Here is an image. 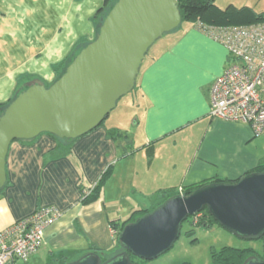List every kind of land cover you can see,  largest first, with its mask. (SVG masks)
Instances as JSON below:
<instances>
[{"label":"crops","instance_id":"0c3cea01","mask_svg":"<svg viewBox=\"0 0 264 264\" xmlns=\"http://www.w3.org/2000/svg\"><path fill=\"white\" fill-rule=\"evenodd\" d=\"M103 2L0 0V102L23 75L51 82L72 45L94 37L93 16ZM198 24L181 25L142 63L131 98L120 107L117 101L111 125L69 142L46 133L11 142L0 231L40 206H55L60 215L27 261L5 264H65L92 245L110 249V222L148 208L157 191L178 192L215 177L233 181L264 157V133L254 136L248 124L209 113L211 84L232 58ZM111 128L126 136L113 139ZM62 146L69 150L55 155ZM99 182L97 198L83 203Z\"/></svg>","mask_w":264,"mask_h":264},{"label":"water","instance_id":"95a60500","mask_svg":"<svg viewBox=\"0 0 264 264\" xmlns=\"http://www.w3.org/2000/svg\"><path fill=\"white\" fill-rule=\"evenodd\" d=\"M176 0H116L94 37L48 86L32 79L0 114V190L6 183V157L14 140L42 133L76 139L97 126L135 86L143 59L163 34L177 29ZM206 209L214 221L243 237L264 233V173L251 172L231 183H207L177 194L153 211L126 223L118 239L126 253L151 260L177 239L184 219ZM67 264H99L88 253ZM105 264H133L118 254ZM243 264H264L250 258Z\"/></svg>","mask_w":264,"mask_h":264},{"label":"built area","instance_id":"2783aa9c","mask_svg":"<svg viewBox=\"0 0 264 264\" xmlns=\"http://www.w3.org/2000/svg\"><path fill=\"white\" fill-rule=\"evenodd\" d=\"M198 26L222 43L232 58L211 84L210 115L246 123L254 136L263 134L264 16L248 24L202 27L199 23ZM182 190V187L178 189L179 194ZM59 215L55 206H40L29 216L1 230L0 264L14 259L27 261L40 248L44 229ZM200 216L201 212L195 213L193 221Z\"/></svg>","mask_w":264,"mask_h":264},{"label":"trees","instance_id":"16d2710c","mask_svg":"<svg viewBox=\"0 0 264 264\" xmlns=\"http://www.w3.org/2000/svg\"><path fill=\"white\" fill-rule=\"evenodd\" d=\"M116 0H104L103 5L98 9V11L94 14L93 16V22H94V28H95V34L98 31V28L109 11V9L112 7ZM180 14H181V23L179 27L181 26L182 22L188 21V22H198L201 23L202 27L207 26L206 24H219L218 26H225L229 25L234 21L232 18H235L236 21H239L240 23H251L255 22L256 20L261 19L264 15L263 14H258L257 16L253 17L251 15H241L236 12L230 13L228 10H222L219 7H217L214 3V0H176ZM240 23H233L236 25H241ZM217 26V25H214ZM178 27V28H179ZM177 28V29H178ZM176 30V29H175ZM89 40L85 38H79L74 45H72V48L70 51L66 54V56L59 61L55 65V78L51 82H46V86H48L50 83H52L55 79H57L65 70L66 66L70 63V61L73 59V57L80 51L81 48H83ZM153 45V44H152ZM150 49V48H149ZM148 49V51H149ZM147 51V53H148ZM146 53V54H147ZM144 60V59H143ZM145 60L142 62L144 63ZM142 65V64H141ZM33 75H23L19 77L17 80L16 87L9 99L5 102H0V114L3 111V109L6 107V105L23 89L26 88V83L31 80ZM135 88V86H134ZM134 88L131 90L133 91ZM107 117V116H106ZM105 117V118H106ZM103 123V121L100 123V125ZM109 135L113 139H118L126 136L125 132H119L116 128H111L108 131ZM54 136V135H52ZM56 137V136H54ZM36 138V137H35ZM60 139L61 142L64 140L65 142H69L74 139H66V138H58ZM32 139L29 140H21L24 143H29ZM63 145V143H62ZM62 149H58V151L55 153V155H60V154H65L69 149L68 146H62ZM251 172H260L264 173V157L261 158L256 166L251 169L247 173ZM246 173V174H247ZM239 179V178H238ZM236 180H227L224 178H219L215 177L206 181H202L196 184H191L183 187V194H188L192 190L199 188L207 183H219V182H225V183H231ZM101 188V182L96 183V185L92 188H89V193L84 194V197L82 199L83 203H90L93 200H95L99 194V189ZM178 192L175 191L174 189H162L160 191H157L156 193L153 194L152 196V201L151 204L148 208L145 209H135L131 212V214L123 220H113L111 221V226L112 229L114 230V245L110 249H99L96 246L92 245L87 251H82L79 252V256L77 257V260L81 258L82 256L92 253L98 256L99 259V264H105L109 260H111L113 257H115L118 254H125L128 255L129 260L133 264H147V260H142L139 259L129 253L125 252V249L122 247L121 243L119 242L118 236L119 233L121 232L122 228L126 223L132 222L138 217H141L160 205H162L167 199L170 197H173L174 195H177ZM192 223L194 225H204L209 227L210 225L216 223L214 219L211 217V215L208 213L206 209L201 210V216L198 217L197 221H193ZM243 238V237H242ZM248 239H257L260 241L262 245V250L261 252H257L255 249L252 247H245V248H237V247H232V246H222L218 251H213L211 252L213 264H243L245 261H247L250 258L254 259H264V233L258 237H253V238H248ZM76 261V260H75ZM70 259H66V263H70ZM74 262V261H73ZM182 264H189V263H182Z\"/></svg>","mask_w":264,"mask_h":264},{"label":"rangeland","instance_id":"374dc122","mask_svg":"<svg viewBox=\"0 0 264 264\" xmlns=\"http://www.w3.org/2000/svg\"><path fill=\"white\" fill-rule=\"evenodd\" d=\"M217 7L222 10H228L230 13H238L243 15H251L253 17L258 14L264 15V0H214ZM244 17V16H243ZM229 25H236L233 23H240L232 18ZM191 23L184 21L181 25L182 28ZM245 24V23H240ZM209 26L210 24H206ZM219 25V24H212ZM181 29V26L173 31L163 34L157 39L150 47L148 53L145 55L146 60L152 53L155 52L161 41L169 39ZM143 60V61H144ZM130 91L126 95L122 96L118 100L119 107L127 99H130ZM115 109L111 111L110 118L103 120L104 126L111 125L112 117L116 115ZM232 246L237 248L252 247L257 252H261L262 245L257 239H248L239 237L221 225L214 223L209 227L204 225H194L192 223V216H188L184 219L180 226V232L177 239L174 241L172 246L165 252L158 255L156 258L148 260L147 264H213L211 252L218 251L222 246Z\"/></svg>","mask_w":264,"mask_h":264},{"label":"clouds","instance_id":"9594fccd","mask_svg":"<svg viewBox=\"0 0 264 264\" xmlns=\"http://www.w3.org/2000/svg\"><path fill=\"white\" fill-rule=\"evenodd\" d=\"M178 194H179V192H178ZM182 195H184L183 192H182ZM200 212H201V211H200ZM193 215H194V214H193ZM193 215H191V216H193Z\"/></svg>","mask_w":264,"mask_h":264}]
</instances>
